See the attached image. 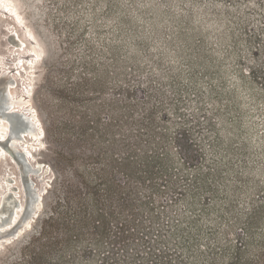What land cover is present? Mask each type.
I'll return each mask as SVG.
<instances>
[{"label":"rangeland","instance_id":"rangeland-1","mask_svg":"<svg viewBox=\"0 0 264 264\" xmlns=\"http://www.w3.org/2000/svg\"><path fill=\"white\" fill-rule=\"evenodd\" d=\"M3 71L50 187L0 264H264V0H0Z\"/></svg>","mask_w":264,"mask_h":264},{"label":"bare ground","instance_id":"bare-ground-1","mask_svg":"<svg viewBox=\"0 0 264 264\" xmlns=\"http://www.w3.org/2000/svg\"><path fill=\"white\" fill-rule=\"evenodd\" d=\"M2 73L0 77V122L2 120H7V122H4L7 126V132L4 133L0 131V152H5L7 149L10 150V152L8 151L10 154L9 159L23 176L21 186L24 195V201L18 219L12 222V213L15 209L16 201L14 199V185L9 184L10 180L8 179L9 181L6 183L8 191L6 195L0 199V229L2 230L5 228L4 232L0 230V239H5V245H9L20 236L19 233H22L23 229H26L24 226L31 224L34 216H38L37 214L42 210L43 206L41 204L39 205L41 198L36 194L43 196L50 187V181L46 180L43 176L46 167L44 164L38 162L35 163L32 168L28 164L32 162L28 157L29 153L25 150L26 148L23 147V150H25L24 154H18L12 150L11 142L19 138H23L22 140L24 141H41L42 130L40 129L41 126H39L40 123L36 115L30 112V104L27 97H14L10 92V89L13 88L14 81L12 82V79L9 78V74L4 71ZM20 145L22 146L23 144L21 143ZM31 172L40 179L41 189H39L37 193L34 192L33 188H31L28 183L29 180L27 175L31 174ZM29 195H31V197H29Z\"/></svg>","mask_w":264,"mask_h":264},{"label":"trees","instance_id":"trees-1","mask_svg":"<svg viewBox=\"0 0 264 264\" xmlns=\"http://www.w3.org/2000/svg\"><path fill=\"white\" fill-rule=\"evenodd\" d=\"M230 133V132H229ZM229 133L228 135L226 134V132L223 134L219 133V130L216 132L217 135H220L221 137H219V141H220V144L221 145H227L228 141L230 140V136H229ZM220 156H222V154H220ZM60 215V214H57V216ZM53 213H50L49 215L45 216V220L43 222H45L47 224V229H44L42 227H40V230L38 232H36V237L39 238L37 240H39V242H43L42 243V247L44 248V246H49V244H53L54 246H52L53 248H57L58 244H60V242L57 240L55 242H51L50 243V228H52V226H54V224L56 226H58L59 223H57L56 221V217ZM62 219V217H61ZM82 222V221H81ZM63 226V225H62ZM49 241V243H44V242H47ZM48 244V245H47ZM31 243H30V240L28 241H23L22 243H20V246L22 248L26 247V246H30ZM31 246H34L33 244ZM62 245H60L61 247ZM63 251V250H61ZM42 255H44V253H41ZM38 257V256H37ZM45 257V256H44ZM33 260H35L36 258H32Z\"/></svg>","mask_w":264,"mask_h":264},{"label":"water","instance_id":"water-1","mask_svg":"<svg viewBox=\"0 0 264 264\" xmlns=\"http://www.w3.org/2000/svg\"><path fill=\"white\" fill-rule=\"evenodd\" d=\"M32 195V194H31ZM31 195H29V197H31ZM29 205V204H28ZM28 208V207H27ZM28 210V209H27ZM3 246V245H2Z\"/></svg>","mask_w":264,"mask_h":264}]
</instances>
